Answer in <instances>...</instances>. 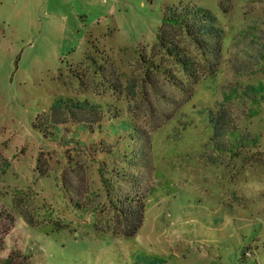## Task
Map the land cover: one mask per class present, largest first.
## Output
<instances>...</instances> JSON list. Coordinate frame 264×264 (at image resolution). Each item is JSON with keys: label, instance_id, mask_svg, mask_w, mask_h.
Listing matches in <instances>:
<instances>
[{"label": "rangeland", "instance_id": "obj_1", "mask_svg": "<svg viewBox=\"0 0 264 264\" xmlns=\"http://www.w3.org/2000/svg\"><path fill=\"white\" fill-rule=\"evenodd\" d=\"M189 5L219 39L203 54L165 28L193 75L157 36ZM125 208L143 216L131 235ZM9 256L264 264V0H0Z\"/></svg>", "mask_w": 264, "mask_h": 264}, {"label": "trees", "instance_id": "obj_2", "mask_svg": "<svg viewBox=\"0 0 264 264\" xmlns=\"http://www.w3.org/2000/svg\"><path fill=\"white\" fill-rule=\"evenodd\" d=\"M172 16L173 18H171ZM172 16H170L169 23H163V25L158 29L157 36L159 43L164 49H166L170 56L177 60V64L179 63L178 65L182 67L183 70L189 72V75H193L195 73L193 69V62L188 59V56L183 50H181L182 48H180L179 44L174 41L173 38H169L168 36L163 35V33L166 34L165 28H174L175 30L185 32L189 35L194 40V43L200 46L203 54L209 51V43H212V45L214 44V47H212L211 50L216 52V48L219 47V39H217L216 35L217 27L214 24L215 17L209 10L201 8L197 5L184 6L181 13L179 12L178 14H174ZM136 212H138V214H136ZM123 215L125 219H131V221L134 222L132 224V229L134 231L132 230L129 232L130 229L125 231L127 235H131L138 227H140V223L143 218L142 212L140 210L135 211L132 208H125L123 210ZM15 255L18 256L16 253ZM23 257L25 256L23 255ZM13 258L14 257L11 258V256L6 258V264H13L18 257L15 259Z\"/></svg>", "mask_w": 264, "mask_h": 264}]
</instances>
